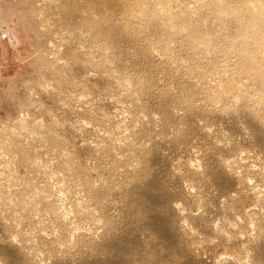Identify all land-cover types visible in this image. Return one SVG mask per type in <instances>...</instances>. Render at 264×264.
<instances>
[{
  "label": "rangeland",
  "instance_id": "1",
  "mask_svg": "<svg viewBox=\"0 0 264 264\" xmlns=\"http://www.w3.org/2000/svg\"><path fill=\"white\" fill-rule=\"evenodd\" d=\"M244 1L7 6L0 264H264V89L246 59L264 0ZM230 81L239 96H220Z\"/></svg>",
  "mask_w": 264,
  "mask_h": 264
},
{
  "label": "bare ground",
  "instance_id": "2",
  "mask_svg": "<svg viewBox=\"0 0 264 264\" xmlns=\"http://www.w3.org/2000/svg\"><path fill=\"white\" fill-rule=\"evenodd\" d=\"M19 2L20 0H11V3H10V0H0V23L2 22V20H3V18L5 17V16H7L8 15V13L10 12H8L7 13V10H9V8L7 7V6H9L10 7V9L13 7V2ZM239 1V0H238ZM246 2H248L247 0H245ZM244 1V2H245ZM251 0H249V2H250ZM254 0H252V2H253ZM252 2L250 3V4H252ZM256 1H254L253 3H255ZM261 3H262V1H260ZM259 2V0H258V2L256 3L257 5H258V10H259V13H260V10L263 8V7H260L259 6V4H261ZM259 3V4H258ZM249 5V4H248ZM257 5H255V6H257ZM261 5H264V3L263 4H261ZM219 6H221V5H219ZM253 4H252V7L254 8L255 7ZM247 7V6H246ZM252 7H249V11H250V9H251V12H252V14H251V12H250V14L252 15V16H254L253 15V13L255 14V12H256V14L258 15V13H257V11H255V8L253 9L255 12H253L252 11ZM261 9H260V8ZM257 8V7H256ZM235 9V8H234ZM264 9V8H263ZM6 10V11H5ZM148 10V9H147ZM223 10V9H222ZM233 10V9H232ZM231 10V11H232ZM236 10V9H235ZM245 10V9H244ZM166 12L168 11L167 9L165 10ZM238 11V10H237ZM242 11V10H241ZM240 11V12H241ZM248 11V10H247ZM170 12V11H169ZM140 13H142L143 15H144V17L147 15V13H148V11H146V10H142L141 9V12ZM238 13V12H237ZM261 14V13H260ZM259 14V15H260ZM264 14V13H263ZM233 15V14H232ZM151 16V15H150ZM256 16V15H255ZM253 17L254 18V20H253V18H251L250 20H253V21H256V20H258L257 19V16L256 17ZM259 17V16H258ZM250 18V17H249ZM260 18V17H259ZM248 19V18H247ZM264 19V18H263ZM66 21V20H65ZM245 21V20H244ZM260 20H258V22H259ZM263 22H261L260 21V29L262 30V28L264 27V20H262ZM257 22V21H256ZM253 23H255V22H253ZM251 24V21H250V24H249V26H253V27H255L256 25H257V23L256 24ZM155 24V23H154ZM157 24V23H156ZM247 25V24H246ZM155 26V25H154ZM158 26V25H157ZM158 28V27H157ZM264 29V28H263ZM263 31V30H262ZM258 32V31H257ZM190 33V32H189ZM263 33H264V31H263ZM196 34V33H195ZM195 37V36H194ZM258 37V36H257ZM80 38H81V35H80ZM79 38V39H80ZM88 38V37H87ZM264 38V37H263ZM200 39V38H199ZM261 40V39H260ZM263 42H264V39H263ZM262 44V43H261ZM264 44V43H263ZM264 47V46H263ZM262 47V48H263ZM256 48V47H255ZM258 48V47H257ZM262 48L258 51V52H261V50H262ZM254 51V50H253ZM257 51V50H256ZM258 52H255V54L253 53L252 55H247L248 56V58L246 57V59H247V61L249 62L248 63V65H250V68L251 67H253L252 69H253V72L252 71H250V72H252V73H254V69H255V72H256V74H254L256 77H254L255 79L256 78H258V82L260 83L261 82V84H263V85H261V86H263V89H264V56L263 55H261L260 56V53H258ZM262 53V52H261ZM263 54V53H262ZM263 58V59H262ZM248 65H247V67H248ZM244 66H246V65H244ZM246 68V67H245ZM245 68L243 69L244 71H245ZM249 67H248V69H250ZM247 69V68H246ZM251 69V70H252ZM242 70V71H243ZM248 71V70H247ZM247 74V73H246ZM261 74V75H260ZM246 76V75H245ZM249 78V77H248ZM223 80V79H222ZM221 80V81H222ZM261 80V81H260ZM214 82V81H213ZM258 82H257V84H258ZM228 83V82H227ZM225 84V83H224ZM221 85V84H220ZM256 86V85H255ZM217 88V87H216ZM220 88V89H219ZM218 89H217V93L220 95V96H225V97H227V98H229V97H233L234 95L236 96V95H238V93H239V90H238V87H237V85H236V83L235 82H232V81H230L229 82V84H227V86H221V87H219ZM239 96V95H238ZM224 97V98H225ZM240 98V97H239ZM26 121V120H25ZM29 122H26V124H28ZM25 124V123H24ZM20 125H23V123L22 124H20ZM19 125V126H20ZM30 126V125H29ZM150 187L149 186H147V189H149Z\"/></svg>",
  "mask_w": 264,
  "mask_h": 264
}]
</instances>
